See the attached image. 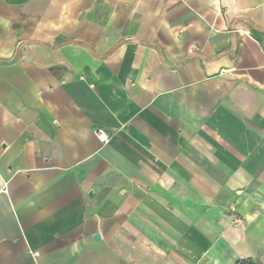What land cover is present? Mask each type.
Wrapping results in <instances>:
<instances>
[{
    "label": "crops",
    "instance_id": "0c3cea01",
    "mask_svg": "<svg viewBox=\"0 0 264 264\" xmlns=\"http://www.w3.org/2000/svg\"><path fill=\"white\" fill-rule=\"evenodd\" d=\"M239 262L264 264V0H0V264Z\"/></svg>",
    "mask_w": 264,
    "mask_h": 264
},
{
    "label": "built area",
    "instance_id": "2783aa9c",
    "mask_svg": "<svg viewBox=\"0 0 264 264\" xmlns=\"http://www.w3.org/2000/svg\"><path fill=\"white\" fill-rule=\"evenodd\" d=\"M95 135H96V138L100 142H106L107 141V136L101 130L96 131Z\"/></svg>",
    "mask_w": 264,
    "mask_h": 264
},
{
    "label": "trees",
    "instance_id": "16d2710c",
    "mask_svg": "<svg viewBox=\"0 0 264 264\" xmlns=\"http://www.w3.org/2000/svg\"><path fill=\"white\" fill-rule=\"evenodd\" d=\"M238 264H248V262H239Z\"/></svg>",
    "mask_w": 264,
    "mask_h": 264
},
{
    "label": "water",
    "instance_id": "95a60500",
    "mask_svg": "<svg viewBox=\"0 0 264 264\" xmlns=\"http://www.w3.org/2000/svg\"><path fill=\"white\" fill-rule=\"evenodd\" d=\"M95 239L97 240L98 239V236H95Z\"/></svg>",
    "mask_w": 264,
    "mask_h": 264
}]
</instances>
